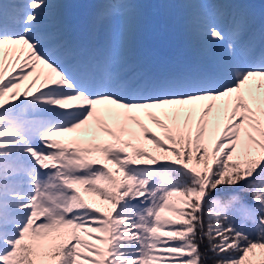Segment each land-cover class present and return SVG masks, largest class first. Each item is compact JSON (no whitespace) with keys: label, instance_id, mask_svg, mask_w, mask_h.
<instances>
[{"label":"snow or ice","instance_id":"1","mask_svg":"<svg viewBox=\"0 0 264 264\" xmlns=\"http://www.w3.org/2000/svg\"><path fill=\"white\" fill-rule=\"evenodd\" d=\"M196 7L189 24L215 55L156 77L132 63L129 0L97 5L90 45L68 39L60 5L0 0V264H264V25L207 0ZM5 45L26 46L28 73L5 77ZM37 61L50 73L29 98L15 90ZM104 104L163 154L135 146L128 129L104 127ZM164 106H176L164 113L170 124L152 112ZM137 110L167 145L148 136ZM89 121L111 139L89 147L55 139Z\"/></svg>","mask_w":264,"mask_h":264},{"label":"bare ground","instance_id":"2","mask_svg":"<svg viewBox=\"0 0 264 264\" xmlns=\"http://www.w3.org/2000/svg\"><path fill=\"white\" fill-rule=\"evenodd\" d=\"M50 2L60 5L59 2L57 3V0H50ZM101 2H102V0H93L92 5L94 8L92 10L93 13L91 15L90 21H94L95 14L97 12V5ZM129 2L134 5V13H135L136 22H137L136 30H135V33L133 36V41H132V44L135 47L136 44H138V41H137V34L138 33H137V31H138V22L140 19L139 12L135 9V6H138V4H140V3L137 2V0H129ZM173 2L175 5L178 4L177 0H175V1L173 0ZM194 2H190V5L188 4L187 6H186V4H184V7L182 9L175 6V10H176L177 14H175V12L173 14L174 20H175L174 15H177L176 21L178 20V23L181 25L179 27L180 32H182L184 34L183 42L181 44V48L179 51L183 55L181 64L183 66V69L186 71V73L194 71L198 65L208 63L209 60L215 55V49L211 48L210 46H206V44L203 41V38L195 30V26H190V24H189V20L194 15H196V13L198 12V8L196 7V5L204 2V0H197L198 3L195 2L196 3L195 5L192 4ZM207 2L213 4L214 6H216L217 8H219L220 10H222L226 13L243 11V12L248 14L251 21L253 18L256 17L255 19L256 20L258 19L257 20L258 24H261V25L263 24L262 22L264 21V0H241L242 3L238 6L235 5L236 4L235 2L230 1V0H207ZM59 12H60V8H59ZM55 23H56L55 17L47 18L44 22L43 30L44 31H51L52 26ZM256 28L258 29L259 27H256ZM82 38H83L82 35H80L79 44H84V42H82ZM87 45H88V42H87ZM10 47H16V46L5 45L4 48H5V51L7 53L6 55L8 57L12 58V60H15L16 59L15 55L18 54L21 57L20 62L24 61L25 57L28 55V50H27L26 46H24V49L22 52L19 51L18 48L16 51H9ZM134 53H135V55L133 57L132 63L135 65V70L137 72H141V70L143 69V67L145 66V64L147 62V58H146L147 54L139 46H138V48L137 47L134 48ZM36 65L44 66V65L40 64L38 61L36 62ZM160 69H161L160 64H158V63L152 67V70L155 73H158L160 71ZM259 95L264 96V90H261ZM194 103L196 104L197 108H202L208 102L207 101H201V102H194ZM97 107H98V109H100V113H104V114H105V110H109V109L113 113H117V112L122 111V110L118 109L115 105H110V104L98 105ZM175 107L176 106H164L162 109H154V110H152V112L153 113L160 112L162 114L163 113L169 114L170 111L173 112V108H175ZM213 114H215V110H213ZM132 115L138 116L140 121L145 120L147 118V117H145V115L142 112H139L138 110L134 111L132 113ZM156 116H159V115L156 114ZM107 117L110 120L118 119L115 117H109V116H107ZM159 117H161V116H159ZM162 122H164L165 124L168 123L164 120H162ZM168 124H170V123H168ZM142 125L145 128H147L148 136H150L152 134H155L156 136L162 135V129H160L156 124L145 123ZM106 128H108L110 131H112L114 133L120 134V128L121 127H118L114 124H110V125H107ZM123 128L130 130L132 133L139 136L140 139H142V140L144 138L147 139V136H145L143 134L139 125L134 127V128H131V129L129 128L128 125L123 127ZM218 136H219V134H217V138H218ZM127 137H129L127 135V133L122 135L123 139H126ZM57 138H62V139L70 142L71 144H73L75 146H83V145L87 144L89 139H91L92 142H103L104 140L109 141L111 139V137L108 135L107 132L102 131L97 126L93 127L92 125L81 126L79 129H75L72 132L63 133ZM167 216H169V215H167Z\"/></svg>","mask_w":264,"mask_h":264},{"label":"rangeland","instance_id":"3","mask_svg":"<svg viewBox=\"0 0 264 264\" xmlns=\"http://www.w3.org/2000/svg\"><path fill=\"white\" fill-rule=\"evenodd\" d=\"M175 1V0H174ZM178 4L175 5L173 0H137V2H139L140 4H138V6H135V9L139 12V22H138V31H137V41L138 44H136V46H133L134 48H138L142 46V38L144 37V29L143 26L145 27V23H146V19L147 14L146 12H148L151 15L152 18V25L155 27V40H153V42L156 44L159 41H169L170 45H173L175 48H177L178 50H180L181 48V44L183 42V38H184V34L182 32H180V24L178 23L177 19V15L175 16V20L173 19L172 16V12L174 14H177L176 10H175V6L182 9L184 7V4H186V6L189 4L190 2H197V0H177ZM60 3V19L63 21V24L66 28V31L68 29V24H69V18L71 16L70 10L73 12L75 9L77 8H82L84 10H86L88 13L90 12V14H92V2L93 0H57V3ZM192 3V4H196V3ZM146 11V12H145ZM195 16V15H194ZM193 16V17H194ZM150 21V20H149ZM148 21V22H149ZM147 22V24H148ZM164 22V25H163ZM175 29V33L177 34V40L176 42H174L172 35L170 34L168 31H166L165 29L171 28ZM177 31V32H176ZM140 35V36H139ZM158 35L159 38L157 37ZM157 45V44H156ZM144 47V46H143ZM16 59L12 60V58L8 57L7 55L4 57V75L5 77H7L9 75V73H11L12 75H16V73L18 71H20L21 69H23V71L25 73H28L30 71V69L28 68V63H30L29 61H26V59H24V61L20 62V55L16 54L15 55ZM174 69V68H173ZM50 70L44 65V66H39L36 65L34 70H31V74L27 75L26 79H23L21 81H19V87L15 90L17 92H24L27 91L29 93V98L32 94H36L37 88L40 90H44L43 89V80L45 75L49 74ZM34 81V82H33ZM7 101L13 102L11 99H8V97L6 96ZM187 107V106H186ZM155 116L156 114L161 116H156L157 119H160L161 121L164 120L168 123H170V121L168 119L165 118L164 113H160V112H155L153 113ZM162 114V115H161ZM173 114L172 111L169 112V116H171ZM99 115H101V117L103 118V123H104V127H106L107 125H110L111 122L108 120V117L104 114V113H99ZM215 115V114H214ZM145 117H147L145 115ZM198 118V113H194L193 117H192V121H191V127L193 129V131L195 130V121ZM219 124L221 125V127L217 130V134H219L220 131H222V126L224 123H226V118L223 116V114H220L219 117ZM119 120H115V122H117ZM167 123V124H168ZM114 125L117 126L116 123H113ZM87 125H92L93 127L97 126L96 124H94L92 121H89V123ZM87 125H82V126H87ZM98 127V126H97ZM136 139L132 140V143L137 146V147H141L145 150H149L152 152V154L157 155V154H163L161 153V150L156 148L155 145L151 144L150 140L148 139H139V137L137 135H135ZM159 138H161L163 140V135H159L157 136ZM55 139L61 140L63 143H65L66 146L68 147H89L92 145H96V144H102L108 140H104L103 142H92L91 139H89V141L87 142V144L83 145V146H75L73 144H71L70 142L62 139V138H57L55 137ZM126 139H129V137H127ZM163 142L165 143V145H167L169 142L167 140H163ZM152 147V148H151ZM170 155V153H169ZM110 167H114L112 165H110ZM119 175V174H117ZM81 194L83 196H85L86 199H92L95 200L97 202V204L101 205L102 208L107 207L106 206V202L101 201L100 198L98 196H93L91 194L88 193H84L81 191ZM180 206V205H177ZM169 215L170 218L171 214L170 213H165L164 215Z\"/></svg>","mask_w":264,"mask_h":264},{"label":"trees","instance_id":"4","mask_svg":"<svg viewBox=\"0 0 264 264\" xmlns=\"http://www.w3.org/2000/svg\"><path fill=\"white\" fill-rule=\"evenodd\" d=\"M168 31L169 32H171L170 31V28H168ZM153 32H155V28L153 27V26H148L147 27V34H149V33H153ZM152 148V147H151ZM126 151H130V149H126ZM97 155H99L98 153H97ZM81 191L83 192V189H81ZM106 206H108L107 204H106Z\"/></svg>","mask_w":264,"mask_h":264}]
</instances>
